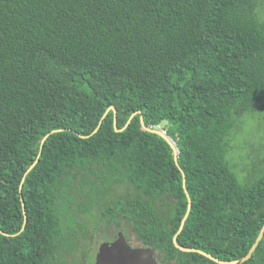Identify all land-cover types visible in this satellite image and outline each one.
Listing matches in <instances>:
<instances>
[{"label":"trees","instance_id":"obj_1","mask_svg":"<svg viewBox=\"0 0 264 264\" xmlns=\"http://www.w3.org/2000/svg\"><path fill=\"white\" fill-rule=\"evenodd\" d=\"M262 1L0 0V264H95L120 237L156 264H220L173 243L188 197L180 246L247 253L264 163L241 180L229 155L264 109ZM136 111L176 160L139 113L120 130ZM241 264H264V234Z\"/></svg>","mask_w":264,"mask_h":264},{"label":"rangeland","instance_id":"obj_2","mask_svg":"<svg viewBox=\"0 0 264 264\" xmlns=\"http://www.w3.org/2000/svg\"><path fill=\"white\" fill-rule=\"evenodd\" d=\"M259 15L262 18L264 17V0L259 7ZM231 144L232 153L228 155L231 158L230 161L237 176L241 180L247 177L254 179L255 175L261 171V163H264V109H261L252 115L249 114L245 117L244 122H242L241 129L233 132ZM253 167H256V169ZM120 185V183L112 185L111 194L120 193ZM77 201L80 202L81 199H77ZM74 207H76V204H74ZM77 220L82 226L87 225L90 228L91 217L88 215L86 216V214L80 213L79 216H77ZM78 227L79 225H77V230H79ZM81 237L82 236L79 235L77 238ZM82 239L85 240L83 237ZM88 246L90 248L89 250H91V242L88 243L87 247ZM128 249L131 251L133 250V248ZM65 256L67 258L66 264H73V262L76 261V264L81 262L79 253H76L75 251L72 253L68 252L65 254ZM124 257L126 260L130 258L129 251L124 253ZM96 262L98 264H107L110 262V258L102 256L99 258V262L98 259H96ZM140 264H156L155 257L153 255H150L149 258L144 257L143 260L141 259Z\"/></svg>","mask_w":264,"mask_h":264},{"label":"water","instance_id":"obj_3","mask_svg":"<svg viewBox=\"0 0 264 264\" xmlns=\"http://www.w3.org/2000/svg\"><path fill=\"white\" fill-rule=\"evenodd\" d=\"M110 109H113L114 110V119H113V124H114V127L116 128V114H115V108L113 105H111L107 110L106 112L104 113L103 117L107 114V112L110 110ZM139 113L140 114V122H141V125L148 131H151V132H154L160 136H162L163 138L166 139V141L170 144V146L172 147L173 149V152H174V158L175 160L177 159V149H176V146L174 144V142L166 135L165 131L164 130H161L160 128H151V127H146L144 126V123H143V116L141 114V112L139 111H136V112H133L131 114V116L128 118L125 126L123 128H121L120 130H123L128 124L129 122L131 121L132 117ZM103 119V118H102ZM102 120L99 121V124L97 126L96 129H94L93 132H96L98 127L100 126ZM54 131H57V130H53L49 133H47L41 140V145L40 147L42 148L46 138L48 137V135ZM41 148H40V151L35 159V161L29 166V168L26 170L25 174L30 171V169L37 163L39 157H40V154H41ZM24 174V176H25ZM24 176L22 178V181H21V184H20V196H21V202H22V208L23 210H25V203H24V199H23V196L21 195V191H22V185H23V180H24ZM184 176V174H183ZM185 182V179H183V184ZM188 196V195H187ZM190 206H191V203H190V198L188 197V206H187V210H186V213L183 217V219L181 220V224L179 226V229L178 231L176 232V234L173 236V243L174 245L179 248L180 250L182 251H186V252H198L206 257H208L209 259L217 262V263H220V264H241L243 263L244 261L248 260L251 255L253 254L254 250L256 249L258 243L260 242L263 234H264V223L262 224L261 228H260V231L254 241V243L251 245V247L249 248V250L247 251V253L238 258V259H235V260H221L215 256H213L212 254L206 252V251H203V250H200L198 248H189V247H182L180 246L177 241H176V237H177V234L182 230V227H183V224H184V221L188 215V212H189V209H190ZM25 213V211H24ZM25 217V221L23 223V226H22V229L24 228L25 226V222H26V216L24 215ZM128 248H131L130 246H127L125 241H124V238L123 237H120L118 238L113 245H106V244H103L102 247L100 248V251L97 253V259H98V262H99V258H101L102 256L103 257H109L110 258V262H108L107 264H140L141 263V259L143 260V258H149V256L151 255L148 250H144V249H141V248H135L133 249L132 251ZM126 251H129V254H130V258L128 260L125 259L124 257V253ZM102 254H105V255H102ZM98 264V263H97Z\"/></svg>","mask_w":264,"mask_h":264},{"label":"flooded vegetation","instance_id":"obj_4","mask_svg":"<svg viewBox=\"0 0 264 264\" xmlns=\"http://www.w3.org/2000/svg\"><path fill=\"white\" fill-rule=\"evenodd\" d=\"M90 264H91V261H90ZM96 264H97V262H96Z\"/></svg>","mask_w":264,"mask_h":264}]
</instances>
